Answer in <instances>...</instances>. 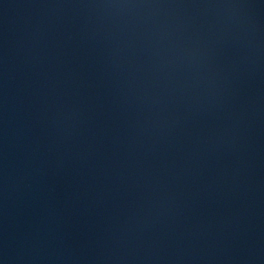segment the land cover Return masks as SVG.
<instances>
[{"label":"water","instance_id":"95a60500","mask_svg":"<svg viewBox=\"0 0 264 264\" xmlns=\"http://www.w3.org/2000/svg\"><path fill=\"white\" fill-rule=\"evenodd\" d=\"M0 264H264V0H83Z\"/></svg>","mask_w":264,"mask_h":264}]
</instances>
